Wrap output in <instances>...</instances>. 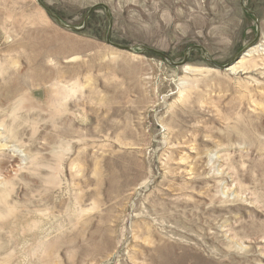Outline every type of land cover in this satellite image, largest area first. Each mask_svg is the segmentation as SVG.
I'll return each instance as SVG.
<instances>
[{
    "label": "rangeland",
    "instance_id": "374dc122",
    "mask_svg": "<svg viewBox=\"0 0 264 264\" xmlns=\"http://www.w3.org/2000/svg\"><path fill=\"white\" fill-rule=\"evenodd\" d=\"M43 2L174 62L256 38L240 0ZM108 26L0 0V264H264V51L184 71Z\"/></svg>",
    "mask_w": 264,
    "mask_h": 264
},
{
    "label": "water",
    "instance_id": "95a60500",
    "mask_svg": "<svg viewBox=\"0 0 264 264\" xmlns=\"http://www.w3.org/2000/svg\"><path fill=\"white\" fill-rule=\"evenodd\" d=\"M37 4L39 5V7L41 9H43L45 11V13L54 21L57 23V25L59 27H61L62 29L66 30V31H70L73 33H84L89 26V21L91 19V16L93 15V13L96 10L102 9L105 12V15L107 17L108 20V31H107V35H106V43L107 45H109L110 47L117 49L119 51L122 52H127V53H131V54H136V55H144V54H152L155 55L157 57H160L161 59H163L169 66L174 67V68H180V67H184L188 64L189 61V56L193 51H201L205 57V61L207 63H209L211 66H213L215 69L219 70V71H226L229 72L230 68H232L233 66H235L240 60L241 58L246 54V52L252 48L253 46H255L261 37V27L259 24V18L256 12L252 11L248 6H247V2L246 0H240V7L241 9L248 15H250L251 17H253L254 21H255V26H256V38L254 39L253 42H251L247 47H245L243 50H241L229 63L225 64V65H220L218 64L209 54V52L206 50V48L202 47V46H191L189 47L185 52H184V58L181 62H174L171 57H169L167 54L162 53L160 51H157L155 49L152 48H148V47H144L142 48V50L138 51L140 48L136 47V46H123L120 44H117L115 42L112 41V33H113V28H114V21H113V17L110 13V9L104 5V4H98L95 5L93 7H91V9L88 11L84 22L82 24L81 27H75L72 25H68L65 24L61 18L55 13L53 12V10L51 8H49L44 2L43 0H36Z\"/></svg>",
    "mask_w": 264,
    "mask_h": 264
},
{
    "label": "bare ground",
    "instance_id": "6f19581e",
    "mask_svg": "<svg viewBox=\"0 0 264 264\" xmlns=\"http://www.w3.org/2000/svg\"><path fill=\"white\" fill-rule=\"evenodd\" d=\"M264 51V49H262V46L259 45H255L252 48H250L246 54L241 58V60L232 68H230L229 72L230 73H235L238 71H242V72H249V70L252 68L251 67V59L257 55V53L259 54V52ZM255 66V65H254ZM256 67V66H255ZM184 71H194V68H192L190 65H186L183 67ZM247 74V73H246Z\"/></svg>",
    "mask_w": 264,
    "mask_h": 264
}]
</instances>
